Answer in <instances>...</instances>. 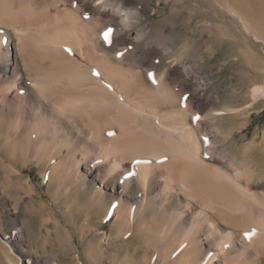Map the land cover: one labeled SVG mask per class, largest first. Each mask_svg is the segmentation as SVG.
Segmentation results:
<instances>
[{
	"label": "bare ground",
	"instance_id": "bare-ground-1",
	"mask_svg": "<svg viewBox=\"0 0 264 264\" xmlns=\"http://www.w3.org/2000/svg\"><path fill=\"white\" fill-rule=\"evenodd\" d=\"M148 1L0 0V152L36 161L68 211L84 206L99 223L115 211L117 237L163 246L171 264H264V170L247 164L257 143L244 141L241 161L219 150L232 133L222 131L227 115L247 126V89L237 106L217 107L195 43L158 68L175 24L155 29ZM121 6L138 12L130 27ZM5 243V260L24 264Z\"/></svg>",
	"mask_w": 264,
	"mask_h": 264
},
{
	"label": "rangeland",
	"instance_id": "rangeland-1",
	"mask_svg": "<svg viewBox=\"0 0 264 264\" xmlns=\"http://www.w3.org/2000/svg\"><path fill=\"white\" fill-rule=\"evenodd\" d=\"M143 9L157 10L146 18L155 29L162 24H175L174 49L157 63L158 68L162 69L170 57L199 44L200 68L207 74L208 88L221 96L217 107L237 106L247 89V126L240 130L238 121L227 115L221 124L222 131L232 133L227 141L219 138V150L227 147L241 161L244 154L240 146L244 141L247 145L255 141L257 144L247 146V164H257L264 170V95L257 100L251 95L255 85L264 83V0H149ZM195 95L206 97V90L198 89ZM0 154V250L10 248L5 243L8 241L16 253L15 261L170 263L160 253L163 246L160 250L151 245L145 247L137 236L126 238L127 241L117 237L115 211H110L103 223H99L97 216L88 221L84 206L67 210L69 198L63 191L57 194L56 185L44 181L43 168L36 161L16 164L4 158V151ZM54 196L58 203H54ZM97 226L102 230H97ZM0 264H12L1 251Z\"/></svg>",
	"mask_w": 264,
	"mask_h": 264
},
{
	"label": "clouds",
	"instance_id": "clouds-1",
	"mask_svg": "<svg viewBox=\"0 0 264 264\" xmlns=\"http://www.w3.org/2000/svg\"><path fill=\"white\" fill-rule=\"evenodd\" d=\"M104 3V0H96V4L94 6H98ZM102 10L109 11L110 9L105 6ZM115 14L119 15L120 23L124 26H131L134 22V17L138 14L136 9L117 7L115 10Z\"/></svg>",
	"mask_w": 264,
	"mask_h": 264
},
{
	"label": "snow or ice",
	"instance_id": "snow-or-ice-1",
	"mask_svg": "<svg viewBox=\"0 0 264 264\" xmlns=\"http://www.w3.org/2000/svg\"><path fill=\"white\" fill-rule=\"evenodd\" d=\"M113 33H114V29H112V28H107L105 31H104V33H103V38H104V40H106L109 44H111L112 43V39H113ZM123 52H118L117 53V55L118 56H123ZM94 75H97V76H99L100 75V73L98 72V71H95L94 70ZM148 75H149V77L151 78V80H152V82L153 83H157L158 81L156 80V77H155V74L154 73H148ZM183 100H184V104H185V106H186V102H187V97H185V98H183ZM194 120H199V116H196V117H194ZM110 135H112L113 133H109ZM204 141H205V143H207L208 142V137H204ZM205 155H207V153H205ZM136 175V173H134V172H129L128 173V176H135ZM254 233H247L246 235H248L249 236V238H251V236L253 235Z\"/></svg>",
	"mask_w": 264,
	"mask_h": 264
}]
</instances>
